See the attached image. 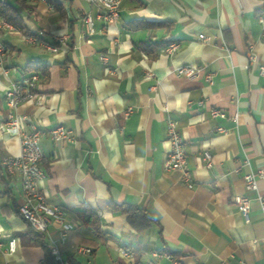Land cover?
<instances>
[{"label": "crops", "instance_id": "obj_1", "mask_svg": "<svg viewBox=\"0 0 264 264\" xmlns=\"http://www.w3.org/2000/svg\"><path fill=\"white\" fill-rule=\"evenodd\" d=\"M9 1L20 26L2 37L0 264H172L166 256L174 264H264V210L255 201L264 195V178H257V191L246 190L243 178L264 168V25L258 21L264 2L120 0L117 20L103 29L99 6L85 0H46L49 6ZM24 34L46 42L66 35L67 44L52 53L25 42ZM171 41L179 47L169 55L164 48ZM249 54L255 63L249 64ZM29 62L44 65L46 75L35 88L38 101L14 111L25 116L21 131L62 125L74 135L73 142H41L45 176L38 190L70 225L63 241L58 224L39 233L20 216V177L2 164L20 153L19 135L4 130V92L29 74ZM180 65L201 72L178 76ZM212 107L225 117L212 118ZM167 120L183 138L192 187L180 171L163 167ZM234 195L252 200L249 223L232 203ZM128 208L138 217L134 225ZM89 212L98 218L94 225L83 219ZM11 239L15 250L8 253ZM53 243L60 261L51 253ZM78 247L91 251L80 254Z\"/></svg>", "mask_w": 264, "mask_h": 264}, {"label": "built area", "instance_id": "obj_2", "mask_svg": "<svg viewBox=\"0 0 264 264\" xmlns=\"http://www.w3.org/2000/svg\"><path fill=\"white\" fill-rule=\"evenodd\" d=\"M37 2H45L46 0H35ZM89 3H94L99 6L97 18L103 22V29H106L108 25L113 24L119 14L120 0H85ZM264 2V0H262ZM258 21L264 25V7L258 16ZM85 34L93 33V23L89 15L84 18ZM15 31V26L5 19L0 13V69L3 74H7V70L3 67L7 48L3 42V35ZM202 38V36H200ZM22 39L27 43H40L49 52L56 53L62 48L66 47L67 36L59 35L55 36L51 42L40 40L35 35L24 34ZM178 42L171 41L166 44L164 51L166 54H173L178 49ZM249 64L255 63L256 56L249 54ZM99 59L102 63H107V56L100 54ZM201 72L200 68L190 65H180L174 68V73L178 76H184L187 78L197 77ZM260 73L264 74V67H260ZM204 78L208 81L211 80V76L208 73L203 74ZM146 77H153L151 71L146 72ZM40 80V75L37 72H30L28 75L22 77L19 81L12 82L4 92V101L8 109L7 121L4 124V130L12 135H19L20 153L14 157H6L3 159L2 164L6 172L9 174H18L21 181V191L23 195V201L18 207L20 216L28 223L29 227L39 233H45L49 225L53 222L60 227V240L63 241L66 232L70 229V225L67 222L63 211L55 205L49 204L45 196L38 190V182L44 178V172L40 166L43 159L42 140L48 138L54 142L68 143L74 141V135L71 129L62 125L55 126L51 129L44 130L32 125L30 131L23 132L22 122L25 120V116L15 114V109L27 102L38 101L39 95L35 91L36 85ZM201 101L198 102L201 105ZM131 111L128 108L126 114ZM210 116L212 118H223L225 114L218 108H210ZM237 116H233L232 120L236 121ZM167 143L168 150L166 152L163 167L166 171L178 170L181 172L183 183L192 187L193 180L187 170L186 158L184 153L183 138L180 135L177 126L174 121L167 120ZM217 132H225L222 127H217ZM203 160L205 167L211 165V155L208 152L203 154ZM245 189L257 191V178H264V168H259L255 173H248L244 175ZM255 201L260 205V208L264 210V195L257 194ZM232 203L235 205L237 211L241 215L245 223L250 222V208L252 200L243 195H234L232 197ZM15 250V240H9L6 251L12 253ZM90 249L86 247H78L77 253L88 254ZM51 253L54 258L60 261L59 250L56 244H52ZM172 262L175 260L170 256H166ZM231 264H246L242 260H238Z\"/></svg>", "mask_w": 264, "mask_h": 264}, {"label": "trees", "instance_id": "obj_3", "mask_svg": "<svg viewBox=\"0 0 264 264\" xmlns=\"http://www.w3.org/2000/svg\"><path fill=\"white\" fill-rule=\"evenodd\" d=\"M49 3H54L53 0H48ZM0 13L1 15L10 21L13 25L19 27L20 26V19H19V12L18 9L9 1V0H0ZM25 69L30 73V72H37L40 76L46 75L45 71V66L40 65L37 62H29ZM136 214L134 213L131 208L127 209V219L129 223L133 224L135 223L136 219ZM83 219L90 223L91 225H94L95 222L98 221L97 216L93 212H89L88 214L84 213ZM138 220V219H137Z\"/></svg>", "mask_w": 264, "mask_h": 264}]
</instances>
